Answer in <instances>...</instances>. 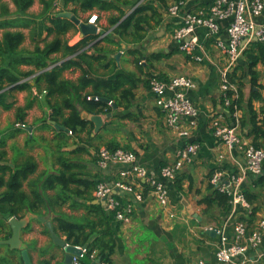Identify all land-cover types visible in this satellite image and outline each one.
<instances>
[{"label": "crops", "instance_id": "crops-1", "mask_svg": "<svg viewBox=\"0 0 264 264\" xmlns=\"http://www.w3.org/2000/svg\"><path fill=\"white\" fill-rule=\"evenodd\" d=\"M171 2L172 0H165L163 5L157 0H141L140 3L150 5L161 13L164 21L157 24L150 18L140 43L132 44L126 41L120 44L119 49L112 47L116 50L111 55L116 70L130 72L136 78L132 108L128 111L115 107L112 112L104 115L89 116L81 112V116L90 122L88 128L81 132L70 134L66 132L64 138H60L58 131L63 130L61 129L63 127L50 119L52 112L46 101V92L42 87H39L42 90L39 91L33 79H29L28 87L9 92L3 101L10 104L8 109L0 105V165H5L9 169L3 174L5 180L8 179L10 170L13 172L26 157H32L37 164L35 174L28 180L45 171H56L59 168L56 163L57 144L61 145L65 139L67 143L61 151H66V157L77 166L74 171L78 177L105 181L108 185H113L118 180L119 172L126 169L125 166L118 164H111L105 170L98 169L96 164L98 151L109 141L118 144L120 149L134 153L139 164L147 169L150 176L158 180H160V169L174 161L176 150L184 142L190 140L199 145L196 156L178 173L173 185H169V203L166 209L157 205L151 188L144 180H127L128 184L134 185L135 192H141L142 201H134L129 224L117 221L115 223L118 227L113 224L116 247L111 256L112 264H196L198 262L221 264L214 256L219 242L217 231H223L230 238L234 234L236 222H244L250 228L255 222L264 219V188L258 190L259 197L251 206L249 205L248 210L238 207L235 214L231 213L230 205L226 211H222L214 205L207 208L202 203L204 197L210 193L208 178L217 166L218 157L224 158V167L231 171L235 170L230 154L212 136L208 128L209 116L225 110L220 96L217 70V64H221V55L214 46V38L205 37L204 29H198L195 34L203 44L208 59L197 63L178 51L170 36L180 21V15L171 17L167 14ZM209 2L210 0H197L194 4L206 6ZM32 7L38 8L36 12L38 14L42 8L40 0H34ZM67 9L73 7L68 6ZM75 9L77 16L69 11L65 12L80 21L87 20L91 15L98 16L96 26L98 35L102 33L101 39L108 33L105 31L109 26V19L117 16L115 10L100 11L95 8L91 12L83 13L77 7ZM128 13L129 10L126 14ZM148 16L151 17V12ZM76 28L77 32H70L66 36L69 46L75 45L83 38L78 27ZM23 33L28 36L27 30ZM220 38H226L225 29ZM99 40L96 39L93 43ZM24 46L32 48L28 37ZM134 48L140 49L145 55L140 57L141 68L134 64V55L129 54ZM150 55H161V57L160 60L149 65L146 58ZM136 56L139 58V54ZM239 65H245L244 57L239 61ZM243 68L237 69L234 76L236 82L242 83L243 97L247 100L251 89L250 77L245 67ZM22 69L32 68L22 67ZM255 71L259 75L257 85L260 87L261 95L264 96V64H258ZM149 74L164 80L181 75L190 78L196 84L195 90L186 93L199 110L198 127L190 139H180L166 128L164 114L156 107L154 96L144 85ZM62 77L74 82L80 77V71L71 68L64 71ZM24 82L25 79L18 84ZM260 106V102H253L256 111ZM18 109H25L22 121L17 120ZM126 114H130L131 118L123 119ZM241 116V110L235 113L237 119ZM94 117L100 119V121L98 118L95 119L97 125L93 121ZM22 125L30 128V132L24 130ZM241 133H245L246 136L244 130H241ZM246 138L252 142L250 137ZM233 155L237 161H242L238 153L233 152ZM28 180L24 183V189ZM176 184L178 190L175 188ZM4 189L1 187L0 192ZM91 195L94 198L93 192ZM121 199L125 202V199H132V195H121ZM92 203L103 205V202L96 199ZM254 208V216L250 219L248 211ZM61 211L76 218L84 215V210L76 212L69 210L67 206ZM53 217V212L36 214L22 212L21 217H14L17 220L27 221L26 227L21 230L20 241L21 249L27 251L31 264H43L45 261L49 264H61L63 251L52 243L46 226V222L51 223ZM9 219L5 222L7 231H10ZM45 228L48 234L45 233ZM3 232L5 230L0 228V238ZM59 238L64 240L61 236ZM260 249L264 250V237ZM247 254L251 260L249 264H264L257 260L255 250L248 248ZM0 258L12 264H24L20 252L10 250L8 246L0 245Z\"/></svg>", "mask_w": 264, "mask_h": 264}, {"label": "trees", "instance_id": "trees-1", "mask_svg": "<svg viewBox=\"0 0 264 264\" xmlns=\"http://www.w3.org/2000/svg\"><path fill=\"white\" fill-rule=\"evenodd\" d=\"M140 1L40 0L41 11L38 14H31L29 9L34 0H0V105L8 109L10 104L3 101L9 92L28 87L29 79H33L35 86L38 89L42 87L46 92V101L52 112L50 119L63 127V130L58 131L60 138H64L66 132H81L88 128L90 122L81 116V112L89 116L104 115L112 112V105L125 111L131 109L136 78L130 72L116 70L114 60L111 58L116 50L112 47L119 49L120 44L126 41L138 44L144 38V31L149 25L150 18L157 24L164 21L161 13ZM157 1L165 4V0ZM68 6L73 9H67ZM75 7L83 13L91 12L95 8L100 11L115 10L117 16L109 19V26L105 31L108 33L99 41L93 43L102 33L97 36H83L78 43L69 46L66 36L70 32H77V28L69 19L59 17V13L69 11L77 16ZM128 10L129 13L126 14ZM149 12L151 17L148 16ZM25 30L28 31L31 49L24 46L27 38L23 33ZM222 31L223 29L221 33ZM129 54L134 55V64L141 68L140 57L145 55L140 49H131ZM160 57L161 55H150L146 59L150 65L160 60ZM243 57L245 65L240 66L238 62V66L229 77L230 82L236 86L237 96L230 101L224 114L226 121L234 124L236 121L234 114L241 110L242 116L237 119L239 127L252 139V144L256 148L264 149V96L257 85L259 75L255 71L258 64H264V43L251 42ZM22 67L32 69L23 70ZM243 67L250 77L251 89L247 100L243 97L242 83L236 82L234 76L235 71L242 70ZM71 68L80 71V77L74 82L62 77L63 72ZM154 77L156 76L149 74L144 85L149 87V81ZM24 79L23 84H18ZM102 99H107L111 105ZM254 101L261 104L258 111L253 107ZM24 110L18 109L17 120L22 121ZM122 118H131V115L126 114ZM66 143L67 139L61 145L57 144L56 163L59 168L56 171L37 174L32 179L28 180L37 169L32 157H26L13 172L10 170L7 180L3 174L9 169L5 165H0L2 174L0 188H5L0 192V228L5 230L0 239L7 240L11 236V231H7L5 226L9 218L21 217L22 212L27 214L53 212L51 224L55 234L63 237L71 246L87 249V255L82 262L92 263L89 256L94 254V259H100L102 264H112L111 256L116 247L113 230L115 214L101 204L92 203L95 199L91 194L98 181L78 177L74 171L77 166L66 157V151H61ZM105 147L109 150L120 148L113 141L106 143ZM26 180L28 182L24 189ZM249 180L243 188V194L251 206L259 197L258 190L264 188V165L262 174ZM175 188L178 190L177 184ZM209 188L210 193L204 197L202 203L207 208L214 205L226 211L230 198L210 185ZM121 202L124 203L122 199ZM65 206L76 212L84 210V215L76 218L66 214L61 211ZM248 213L252 219L255 208L250 209ZM45 233L48 234L46 228ZM6 263L12 264L0 258V264ZM43 264L49 262L45 261Z\"/></svg>", "mask_w": 264, "mask_h": 264}, {"label": "built area", "instance_id": "built-area-1", "mask_svg": "<svg viewBox=\"0 0 264 264\" xmlns=\"http://www.w3.org/2000/svg\"><path fill=\"white\" fill-rule=\"evenodd\" d=\"M196 1L172 0L167 14L171 17L180 15V21L170 38L178 51L197 63L209 57L196 36V31L204 29L206 38H214V46L221 55V64H217L219 91L226 108L237 96L236 86L229 79L231 73L251 42L264 43V0H210L206 6H197L194 4ZM96 21L97 15H91L86 20L93 25H96ZM222 29H225V39L220 38ZM148 88L154 96L156 107L164 114L166 128L180 139H190L198 127L199 110L186 93L195 90L196 84L181 75L166 80L154 77L150 79ZM108 104L111 105V102ZM208 128L212 136L230 154L235 165L234 171L229 170L224 167V158L219 156L217 166L208 178V184L230 198L232 214L236 213L238 207L248 210L249 204L244 197L243 188L249 179L262 174L264 149L256 148L246 138L245 133H241L237 118L234 124L228 123L224 112L210 115ZM198 149L197 143L190 140L184 142L176 150L174 161L160 169L158 180L150 176L147 169L139 164L134 153L120 148L109 150L102 147L96 159L98 169L105 170L111 164L123 165L126 169L119 172L118 180L113 185L98 181L93 191L94 198L114 212L115 221L129 224L134 201H142V194L135 192L134 185L128 184L127 180L138 179L149 185L157 205L166 209L169 203V185H173L178 173L196 156ZM233 152L241 156V162L237 161ZM124 194H131L132 199H125L122 204L121 195ZM217 233L219 242L214 256L218 263L249 264L251 260L247 254L248 248L256 251L258 261L264 262V250L260 249L264 237V219L255 222L250 228L244 222H236L234 234L230 238L223 231ZM77 248L80 254L72 257V264H91L82 262L87 255V249ZM89 258L90 261H95L94 254Z\"/></svg>", "mask_w": 264, "mask_h": 264}, {"label": "water", "instance_id": "water-1", "mask_svg": "<svg viewBox=\"0 0 264 264\" xmlns=\"http://www.w3.org/2000/svg\"><path fill=\"white\" fill-rule=\"evenodd\" d=\"M59 17L69 19L76 27H78L80 31L81 37L86 36V35H92V36H97L98 35V28L96 25L89 24L85 21H80L77 19L75 16L71 15L68 12H62L59 13ZM101 39V36L97 38ZM103 102L109 103L107 99H102ZM113 108H115L114 105H112ZM99 117H94L93 121L95 122V119ZM97 121V120H96ZM100 121V119H99ZM96 123V122H95ZM97 125V123H96ZM24 130H27L30 132V128L28 127H22ZM58 128V127H56ZM61 128V127H60ZM63 129V128H61ZM104 205V203H103ZM8 224L10 226V231H11V236L7 240H1L0 245L2 246H8L10 250L12 251H19L21 254V258L24 264H31V261L29 259L28 253L25 249H21V241H20V234L21 230L24 229L27 225L26 220H17L16 218L12 217L9 219ZM46 226L48 229V232L50 234L51 240L53 244L56 247H59L63 251V257L61 260V264H72V257L77 256L80 254V250L75 247L67 244L65 240L59 238L53 231L51 223L46 222ZM91 264H102L100 262V259H96L93 261Z\"/></svg>", "mask_w": 264, "mask_h": 264}, {"label": "rangeland", "instance_id": "rangeland-1", "mask_svg": "<svg viewBox=\"0 0 264 264\" xmlns=\"http://www.w3.org/2000/svg\"><path fill=\"white\" fill-rule=\"evenodd\" d=\"M59 4V3H58ZM60 5V4H59ZM59 8V7H58ZM31 10V11H30ZM29 12L32 14H36V12H38V8L37 7H32V9H29ZM264 263V262H263Z\"/></svg>", "mask_w": 264, "mask_h": 264}]
</instances>
